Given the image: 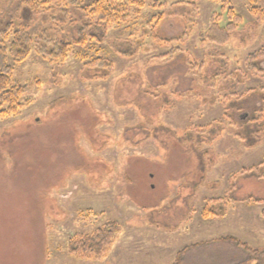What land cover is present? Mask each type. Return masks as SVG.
<instances>
[{"label":"rangeland","instance_id":"374dc122","mask_svg":"<svg viewBox=\"0 0 264 264\" xmlns=\"http://www.w3.org/2000/svg\"><path fill=\"white\" fill-rule=\"evenodd\" d=\"M221 1L144 0L102 42L77 43L84 2L0 0V22L33 47L14 64L24 106L0 109V264H174L191 243L231 233L264 248V70L253 67L264 69V22L231 0L242 24L211 43L213 14L227 22ZM50 35L72 43L66 59L38 51ZM209 206L223 216L203 219ZM110 220L121 231L99 259L71 256V240ZM203 250L194 257L236 259Z\"/></svg>","mask_w":264,"mask_h":264},{"label":"trees","instance_id":"16d2710c","mask_svg":"<svg viewBox=\"0 0 264 264\" xmlns=\"http://www.w3.org/2000/svg\"><path fill=\"white\" fill-rule=\"evenodd\" d=\"M248 1L249 4L252 5V13L256 16L257 20L259 22H264V9L256 5L262 0ZM24 2L23 4H33L34 7L40 5L42 8H48L51 5H58L63 2L74 6L84 2V7H81V11L88 20L87 23L81 24L79 28V41L77 43H85L87 37L102 42L106 37L105 31L109 26H120L126 23L130 19L131 11L135 6L138 8L144 6V0H24ZM221 2L223 4L222 10L225 9L226 11L227 22L222 25L220 21L221 14L214 13L211 26L205 35V40L216 44L228 42L231 32L236 30L243 21V17L235 10L231 0H223ZM158 5H160V3H158ZM23 6H25L23 7L25 13L33 11L30 6ZM12 30L13 22L11 20L7 22L2 20L0 22V109L1 114L5 115H17L24 106L21 100L27 87L14 80V64L25 61L33 50L32 44H30L31 39L27 36L26 30L18 29L15 30L13 34ZM49 38H45L49 48L41 47L38 48V51L51 59H66L69 52L72 51V43L57 40L51 35ZM103 60L104 59L99 56L93 64L95 66H104L105 60ZM253 67L257 68L259 71L264 70L263 68L260 69L257 65ZM253 115L250 114L249 119L244 121V123L248 124L255 121L256 119H253ZM246 127L249 126L246 125ZM249 131L251 130L248 129V132ZM238 136L244 140V137H242L240 133ZM211 139H213V137H211ZM254 144L255 143L249 145L252 146ZM253 169L254 168L248 170L244 169L245 171L243 170V172H252ZM258 176L264 179V172H261ZM249 199L254 198L249 197ZM221 200H225L228 203L239 201L237 197L227 199V196L222 197ZM255 200L258 201V203L264 202V198ZM216 210L214 206L206 207L202 213L203 218L223 216L224 210L222 214ZM120 231L121 225L119 221L110 220L100 229L71 240L69 244V253L77 259L87 257L99 259L107 251ZM217 245L231 247L233 249L234 252H230V254L232 255L233 253L236 259L229 264H264V248L253 247L248 242L233 235L188 245L177 254L174 264H191V258L194 257V255L197 256L203 248Z\"/></svg>","mask_w":264,"mask_h":264},{"label":"crops","instance_id":"0c3cea01","mask_svg":"<svg viewBox=\"0 0 264 264\" xmlns=\"http://www.w3.org/2000/svg\"><path fill=\"white\" fill-rule=\"evenodd\" d=\"M206 171H207V172L205 173V177H204V180H205V181H204V182H208V180H210V176H209V174H208V172H210V171H209V170H206ZM210 175H211V174H210ZM200 187H201V186H200ZM238 199H239V201H240V200H244V198H241V199L238 198ZM239 201H238V202H239ZM242 203H244V202H242ZM238 204H239V203H238ZM249 206H250V205H249ZM238 208H239V210H238L239 213H238V214L236 213V215H239V214H241V213L243 214V213L245 212V207H238ZM238 208H237V209H238ZM236 215H233V216H236ZM203 219L206 220V218H203ZM194 220L197 221L198 219H193L192 221H194ZM199 221H200V220H199ZM199 221H198V222H199ZM200 224H201V225H200ZM205 224H206V223H205ZM205 224H204V223L202 224V221H200V222H199V225H198L196 228H198L199 226L202 227V226H204ZM194 228H195V227H192V229H194ZM227 235H233V234L231 233V234H227ZM234 235H235V234H234ZM234 235H233V236H234ZM236 237H237V236H236ZM238 238H239V237H238ZM208 239H210V238H208ZM240 239H242V238H240ZM204 240H207V239H202V241H204ZM200 241H201V240H200ZM191 244H194V243H191ZM191 244H190V245H191ZM203 251H205V250H203ZM203 251H201V252H203ZM223 251H224V250H223ZM229 257H230L229 255H228V256H224V257H223L224 259H221V263H222L223 261L229 259ZM190 261H191V264H193L194 261L197 262L196 264H221V263H217V262H215V260H210V259H207V258H205V259H202V258L199 259V258H195V257H194V259L191 258ZM195 262H194V264H195Z\"/></svg>","mask_w":264,"mask_h":264}]
</instances>
